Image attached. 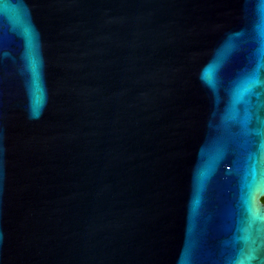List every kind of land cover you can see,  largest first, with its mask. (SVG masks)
I'll list each match as a JSON object with an SVG mask.
<instances>
[{
    "label": "water",
    "instance_id": "obj_1",
    "mask_svg": "<svg viewBox=\"0 0 264 264\" xmlns=\"http://www.w3.org/2000/svg\"><path fill=\"white\" fill-rule=\"evenodd\" d=\"M264 0H0V264L264 261Z\"/></svg>",
    "mask_w": 264,
    "mask_h": 264
},
{
    "label": "snow or ice",
    "instance_id": "obj_2",
    "mask_svg": "<svg viewBox=\"0 0 264 264\" xmlns=\"http://www.w3.org/2000/svg\"><path fill=\"white\" fill-rule=\"evenodd\" d=\"M246 210L249 216L255 220L257 218L264 219L258 216V214L252 209L250 204H246ZM256 249H252L251 252L245 256L244 258L235 262V264H252V261L255 260L257 257L255 255ZM261 264H264V261H261Z\"/></svg>",
    "mask_w": 264,
    "mask_h": 264
},
{
    "label": "trees",
    "instance_id": "obj_3",
    "mask_svg": "<svg viewBox=\"0 0 264 264\" xmlns=\"http://www.w3.org/2000/svg\"><path fill=\"white\" fill-rule=\"evenodd\" d=\"M262 201L264 202V198L262 199Z\"/></svg>",
    "mask_w": 264,
    "mask_h": 264
}]
</instances>
